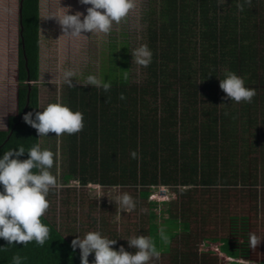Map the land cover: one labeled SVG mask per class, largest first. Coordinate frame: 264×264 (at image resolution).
Masks as SVG:
<instances>
[{
  "label": "trees",
  "instance_id": "16d2710c",
  "mask_svg": "<svg viewBox=\"0 0 264 264\" xmlns=\"http://www.w3.org/2000/svg\"><path fill=\"white\" fill-rule=\"evenodd\" d=\"M243 2L153 0L144 12V44L153 53L150 65L142 67L144 78L132 82L117 76L108 80L107 92L66 88L64 104L84 115L83 130L64 137L70 160L66 176L82 185L178 187L170 190L168 203L175 209L171 217L181 222L187 214L196 217L197 210L189 208L196 188L205 196L197 203L209 216L210 210L225 215L228 191L236 187L241 203L249 199L254 216L262 213L264 0H251L240 11L237 4ZM18 7L16 112L0 130V158L23 146L19 159L24 160L38 144L37 131L24 121L27 113L34 118L38 111V0H19ZM226 70L256 90L251 103L226 98L219 86ZM41 219L50 227L45 244L8 246L0 238V264H11L14 255L26 257L22 264H81L80 251L45 216ZM169 260L213 264L190 247L174 251Z\"/></svg>",
  "mask_w": 264,
  "mask_h": 264
},
{
  "label": "rangeland",
  "instance_id": "374dc122",
  "mask_svg": "<svg viewBox=\"0 0 264 264\" xmlns=\"http://www.w3.org/2000/svg\"><path fill=\"white\" fill-rule=\"evenodd\" d=\"M18 4L19 0H0V130L5 129L7 117L16 112ZM151 5L153 0H137V8L119 25L114 23L110 34L82 32V36L72 37L64 35L57 18L68 8L69 14L82 13L83 20L91 5L82 4L81 0H38V77L35 83L38 111L58 99L64 103L69 87L63 80L65 70L76 73L72 78L73 86L92 87L86 86L88 75L105 81L121 75L140 82L144 78L143 68L133 61L131 53L144 44V12ZM65 135L38 136V144L42 150L53 152L51 172L58 181V187L50 190V207L44 216L70 243L89 231H100L103 236L117 241L114 249L123 246L134 253L136 249L129 247L127 239L145 235L154 239L161 252L160 258H153L149 264H172L170 254L187 247L198 256L205 255V260L213 264H264V207L259 206L262 213L255 217L249 208V199L241 203L237 198L239 187L229 189L223 217L221 211L213 215L210 210V216L203 212L202 203L197 202L205 196L201 197L196 188L191 192L195 205L189 207L197 210L196 217L187 214L186 221L181 222L171 217L175 209L168 203L170 190L178 187L82 185L67 177L70 160ZM256 186L259 190L260 184ZM125 192L135 201L132 211L115 204V198ZM199 216H204L203 221ZM161 230L167 237L166 242L161 238ZM186 230L191 233L187 237L183 235ZM250 234L262 239L255 249L250 247ZM90 257L94 260V253Z\"/></svg>",
  "mask_w": 264,
  "mask_h": 264
},
{
  "label": "clouds",
  "instance_id": "9594fccd",
  "mask_svg": "<svg viewBox=\"0 0 264 264\" xmlns=\"http://www.w3.org/2000/svg\"><path fill=\"white\" fill-rule=\"evenodd\" d=\"M81 3L91 5L83 20L82 13L69 14L68 8H64L67 11L57 18L64 35L80 37L82 32L110 34L114 23L119 25L137 8V0H81ZM245 4L250 5L251 0L238 3L237 8L243 11ZM131 54L133 61L142 67H148L152 61L153 53L147 44L139 46ZM75 75L74 71L65 70L64 82L73 86L72 78ZM87 85L103 88L105 92L111 89L110 81L98 79L95 75L86 77ZM219 86L226 98L236 103H251L256 95L254 88L245 86V78L233 71H225ZM120 98L125 97L121 94ZM24 121L37 131L39 137L48 136L49 133H54L57 137L73 135L84 128L83 113L73 111L59 99L49 103L42 111L35 112L34 118L33 113H27ZM25 152V148L20 146L4 152L0 158V185L3 186V191H0V238L7 241L8 246H26L35 241L42 247L49 239L50 227L41 218L50 207V190L58 187L57 177L51 172L54 154L48 149L42 150L36 144L27 150V159H19ZM131 156L137 159L138 153L133 151ZM115 204L126 211L135 209V201L127 192L118 195ZM160 235L166 242L163 230ZM127 240L129 247L136 249L134 253L126 251L123 246L119 250L114 249L113 245L117 241L103 236L100 231H89L83 238L77 236L72 240L71 246L74 250L77 247L80 249L81 264H89L88 257L93 253L94 264H149L153 258H160L161 252L151 236L139 235ZM261 240L255 234H250V247L255 249ZM25 259L26 257L14 255L11 264H22Z\"/></svg>",
  "mask_w": 264,
  "mask_h": 264
},
{
  "label": "water",
  "instance_id": "95a60500",
  "mask_svg": "<svg viewBox=\"0 0 264 264\" xmlns=\"http://www.w3.org/2000/svg\"><path fill=\"white\" fill-rule=\"evenodd\" d=\"M19 12H20V8L18 7L17 13L19 14Z\"/></svg>",
  "mask_w": 264,
  "mask_h": 264
}]
</instances>
